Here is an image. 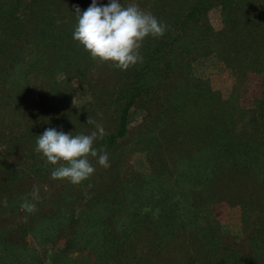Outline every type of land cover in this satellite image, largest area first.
Returning a JSON list of instances; mask_svg holds the SVG:
<instances>
[{"label": "trees", "instance_id": "obj_1", "mask_svg": "<svg viewBox=\"0 0 264 264\" xmlns=\"http://www.w3.org/2000/svg\"><path fill=\"white\" fill-rule=\"evenodd\" d=\"M150 1L149 12L167 26L166 31L161 37L145 38L140 50L142 62L125 71L116 70L114 81L106 92L107 104L114 114V126L110 131L105 130L103 139L93 144L96 150L113 152L127 133L130 109L136 106L144 111L155 106L157 110L152 115L148 113V127L133 145L134 150L146 152L150 173L135 177L120 198L111 197L107 190L102 198L94 195L90 203L92 214L83 218V228H77L80 223L78 210L73 211L72 206H63V215L36 216L34 223V218L21 208L27 197H24L26 191L20 189L33 180L46 178L59 165H46L39 154L30 152L27 155L28 150L20 151L18 158H10L12 148L19 144L16 138L20 133L4 128V138L0 141V264L33 263L31 248L23 239L30 235L39 244L52 243L66 224L76 231L65 239V248L54 254L53 261L62 253L65 257L72 240L76 235L82 236L84 227L91 224L90 234L82 239L96 253V264H139L137 257L141 254L121 250L122 255L117 256L115 247L124 239L135 244L140 221L143 230L147 233L152 230L156 240L169 237L172 228L165 223L179 217L165 213L159 218L164 221H157L156 229H152L150 224L154 221L150 214L137 211L150 192L159 195L156 202L160 206L166 205L175 192L185 205L182 218L189 228L196 227L188 242L187 254L192 264H209L218 256H224L226 264H264V26L254 18L251 0ZM213 3L219 4L223 23L217 31L206 20V12ZM61 8L60 0H0V100L6 102L5 108H9L13 118L17 112L16 107L13 108L14 101L24 94L33 73L47 69L52 70L51 74L66 68L69 74L70 70L92 61L81 48L79 55L72 58L74 40L64 45L59 42L55 49L59 58L46 60L49 54L45 52L54 49L51 39L72 36V29H64ZM209 54L220 59L239 81L249 73L260 75L259 97L253 100L254 109L248 123L238 128L233 118H229V104L221 106L213 92L205 98V82L190 78L188 74V64L193 58ZM185 57L183 62L181 59ZM23 133L29 135L31 132ZM169 134H172L170 139ZM22 158L26 160L27 172L22 169ZM200 181L205 187L199 186ZM220 199L238 201L243 228L253 234L245 257H237L228 250L218 255L219 248L208 234L212 226L210 219L199 216L196 211V204L205 208ZM39 200H32V203L38 206ZM132 201L138 204L125 217L129 223L121 220L114 232L115 219L121 218L122 209L129 207ZM66 204L70 205L69 200L63 197V205ZM7 215L10 225L2 220ZM252 215L254 221L250 228ZM154 252L152 255L159 256ZM204 255L208 259L199 260Z\"/></svg>", "mask_w": 264, "mask_h": 264}, {"label": "rangeland", "instance_id": "obj_2", "mask_svg": "<svg viewBox=\"0 0 264 264\" xmlns=\"http://www.w3.org/2000/svg\"><path fill=\"white\" fill-rule=\"evenodd\" d=\"M60 1L62 2L61 13H63L64 29L74 30L76 24L74 6H78L82 12L83 8H88L92 0ZM251 1L254 18L264 26V0ZM97 2L106 5L109 0H97ZM120 3L123 6L136 3L141 9L148 12L151 5L150 0H120ZM206 20L214 31L222 28L223 23L219 4L213 3L209 7L206 12ZM71 41H73L72 36L69 39L63 37L59 40L51 39L54 49L45 52L49 54L46 60L51 57L59 58L55 50L58 49L59 42L64 45V43L69 44ZM74 45L75 55L72 52V58L79 55V48H81L80 51H84L83 46L76 41H74ZM181 60L186 61V57ZM76 68L70 70L71 73L69 74H67L69 70L66 68L58 69L51 74L49 73L52 70L47 69L33 73L27 81L24 94L18 96L14 101L15 106L13 108L16 107L17 111L14 118L10 115L9 108H5L6 102L0 100V141L4 138V128L20 133L19 137L16 138L19 144H13L15 146L12 148L13 152L10 158H18L20 151L23 150H28L27 155L30 152H35L37 136L41 135L47 128H55L57 131L65 133L71 132L73 136L80 133L90 134L95 130V125L87 124V117H89L98 124L103 125L105 130L110 131L113 129L114 114L107 104L106 92L114 81L117 69L107 64L98 65L93 60L86 66ZM81 68L84 69L79 70ZM188 74L190 78H198L205 82V98L208 97L210 92H213L216 96L215 100H219L221 106H225L226 103L229 104L231 112L229 111L228 115L229 118H233L236 128L248 123L250 113L254 109L253 100L259 97L261 91L259 74L249 73L244 80L239 81L237 75L213 54L193 58L188 64ZM218 107L220 106L217 102L216 108ZM149 109L143 111L136 106L130 109L127 133L118 142L113 152H107L110 167L104 168L97 163L96 158L89 157L95 172L78 185H73L66 179L52 180L50 179L51 172L48 173L46 178L24 184L20 190L26 191L24 197L29 198V203H32L33 200L30 195L33 186L36 185L40 188L39 196H42V200H39L38 206H36L37 210L29 213L30 217L34 218V223H36V216L50 213L63 215V206H72L73 211L78 210L76 214L80 223L77 224V228H83V218H87L88 215L92 214L90 203L94 195L102 198L103 192L107 190L110 192L111 197L120 198L124 188L135 177L150 173V164L147 161L146 152L133 149L135 141L142 137L144 129L149 125L150 120L148 117L150 116L148 113L152 115L157 110L155 106H150ZM220 112L224 113V111ZM32 125H35L34 128H32ZM32 129L33 131H31ZM27 130L31 132L29 135L23 133ZM170 138H172V134H169L168 139ZM97 152L102 154L106 151L99 149ZM21 160H24V163L20 162L24 164L22 169L27 172L26 160L24 158ZM200 182L199 186L205 187L203 181ZM63 197L69 200L70 205H63ZM158 197L159 195L156 192H150L147 197H144L137 211L141 214H150V219L154 221L150 224L152 229H156L154 226L157 221H164L159 219L163 214L170 212V215H178V219L165 223L172 228V231L169 232L170 236L156 240L153 231L151 230L150 233L145 232L142 228V221H140L137 227L138 237L134 241L135 244L132 245L128 239H124L119 247H115L118 252L117 256L121 250H125L127 253L132 251L134 255L141 254L137 257L140 260L139 264H143V262L148 264H192L187 254L190 249L188 242L192 239L191 236L196 227L189 228L186 220L184 221V218H182L184 215L182 209L185 208V205L180 202V197L176 195V192L169 201H166L167 204L164 206L157 204ZM237 202V200L236 202L235 200L228 202L220 199L205 208L201 205H195L199 216L203 215L205 218L210 219L212 226L208 234L213 237L214 244L219 248L218 252L220 253L218 255L226 250L234 252L237 257L248 255L249 248L247 246L253 234L248 229L243 228L240 205ZM137 204V202L132 201L129 207L122 209L119 214L121 218H116L114 221V232L121 220L129 223L125 217ZM170 204H175V206L170 207ZM207 211L209 213H204ZM2 220L9 222L10 225L8 215ZM61 220L63 222V218ZM253 221L252 215L249 219L250 228ZM256 222L255 218V224ZM91 227V224L84 227L82 236L78 237L76 235L70 243V247L65 251L66 256L63 257L62 253L56 261H53L54 254L57 255L63 251L66 244L65 239L70 236V233L76 231V228L70 227L68 224L64 225L52 243L39 244L30 235H27L23 240L33 253L31 255L33 263L31 264H96V253L91 251L89 249L90 245H85L82 239L90 234ZM115 234L118 236L117 232ZM128 246H132V248L127 249ZM152 247L155 248L151 250ZM262 249L264 250V248ZM183 250H187L186 253ZM263 250L258 249L259 252H263ZM152 251L158 253L159 256L152 255ZM203 258H207L206 255L199 260L203 261ZM224 258V256H218L216 261H210L209 264H226L227 261H223Z\"/></svg>", "mask_w": 264, "mask_h": 264}, {"label": "clouds", "instance_id": "obj_3", "mask_svg": "<svg viewBox=\"0 0 264 264\" xmlns=\"http://www.w3.org/2000/svg\"><path fill=\"white\" fill-rule=\"evenodd\" d=\"M75 7L76 24L72 38L98 65L107 64L110 67L128 70L143 61L140 53L145 38H158L164 35L167 26L136 3L123 6L120 0H109V3L98 4L92 0L86 10L81 12ZM87 124L95 125L90 134L72 135L55 128H47L37 136L35 153L39 154L45 164L59 165L50 174V179H66L73 185H78L88 179L94 172L89 157L97 159V163L110 167L107 152L99 154L93 147L97 139L106 135L103 125L87 117ZM40 188L36 185L30 193L33 200H39ZM7 206V201H4ZM21 208L28 213L35 212V203H29L27 198Z\"/></svg>", "mask_w": 264, "mask_h": 264}]
</instances>
